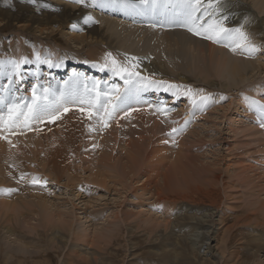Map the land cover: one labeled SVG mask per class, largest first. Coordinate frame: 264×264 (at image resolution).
I'll use <instances>...</instances> for the list:
<instances>
[{"label": "bare ground", "instance_id": "1", "mask_svg": "<svg viewBox=\"0 0 264 264\" xmlns=\"http://www.w3.org/2000/svg\"><path fill=\"white\" fill-rule=\"evenodd\" d=\"M59 1L62 2L69 1L70 3H72V5H69L67 3L68 5L64 6L61 5L60 2L59 3L60 5L58 6L59 9L57 10V12L52 9L55 15V16L52 15V17L49 16L50 14H47L46 12L43 15H35V14L29 15V12L26 13V10H23L22 7L19 8V10L17 11L15 10L16 13L9 14L8 16H6L5 18L7 21L6 23H11L10 25L18 26L19 21L20 22L23 21V23L21 22L22 24L20 23V26L23 28V32L25 31V35H27L28 37L25 40L21 41L19 50L15 54L16 62L20 64L19 69H16L14 63H9L8 60L0 61L2 67L0 73V84L5 83V81L2 80V77L5 76L7 80L6 85L5 84L3 85L5 88H7L9 83L13 81L15 77L17 78L18 83L20 82V84L23 85L25 79L22 78L23 75H22L21 61H23V58H25L26 60L27 59L30 60L34 55L38 53L37 54L38 57L35 56L36 59H34L35 60L34 68H32L30 72H32V74H34L35 78L38 80L37 82H35L36 80L34 79L35 83L33 85L35 86L37 91L43 92L44 87L42 86L41 76H44L45 79L44 84L46 86L47 84H49L48 79H50V77L48 76V72L50 70H54L57 66H59L58 69L61 70L65 69L66 67L65 65L66 62H61V64L48 63L50 62V59L52 61L56 60L55 53H53L54 51L52 53H50L49 51L50 54H47L48 49L45 48L44 46L48 43L50 39L57 46L58 39L60 38L58 36L59 34H61L66 37L65 41H67L66 43H68L70 46L69 48L70 52L69 53L65 52V55L61 56L60 59L63 60L64 58H66L65 59L66 61L68 60V62L77 63L79 66L80 63L81 62L84 63L85 58H87L90 61L91 60L96 61L101 66V67L99 66L93 67L95 70L99 69L101 71L103 70L101 69L102 67L103 68L109 67L108 69L110 70V72L112 71L113 74L116 75L120 74L119 76H121L122 81H124L125 84L124 88L121 90V92H119L118 95L116 94V96L115 94H113V92L108 93V94L112 93L115 96V97L111 96L113 98L111 102L112 105H119V107L117 108V111L113 113L112 118L110 119L106 118L104 110L105 109L110 110L112 105H110L109 107H104V105L97 104V102L99 101L97 100L96 97L97 95L99 97V92L101 90L100 87H104L103 84L95 86L93 90L89 93L88 91L89 88L87 89V87H84L81 83H79L80 80L78 81L77 78L71 80L69 79L70 81L68 82L69 83L68 88L71 90L65 89L63 86L60 87L59 83L54 82L52 86L47 87L48 90L47 98L50 99L44 101L45 103L49 104L50 107L49 114L43 115L40 119H32L28 127H24L23 122H21L18 126L12 129L1 127L3 129V134L7 135L10 140L5 142L0 141V144L7 147L15 143L16 141H18V139L17 137H14V133L20 132L21 136L19 137V139L22 138V141L23 143H25V145H23L22 143L20 145L18 152H20L23 155V157H25L24 155L26 152L27 153L30 152V154L34 155V157L32 156L30 157L31 160L34 159L38 161H46L45 162L46 165H44L43 167H46L48 164L54 165L56 167L55 169L58 168V172L61 171L62 172L61 174L64 173V175H67V178L71 180L76 179V176L73 175L74 174L73 172L77 170L75 169V165H74V163L76 162L73 161H78V159H80L81 162L82 161L88 163L90 162L92 171L90 172L89 179L92 176H94L95 178L90 180L97 183L98 184L97 186L100 187L98 188L97 186H94V188L103 189L104 187H106L107 189H111V190L113 188H117L116 193L118 194L117 196L118 203L117 205H115V212L111 211L110 216H107L108 215L107 213L106 215L107 217L105 216L106 219L99 222V220H102L103 218V217L99 218L101 212H95L94 215L92 216V214H89V211L86 212L84 210L85 212L83 213L86 216L79 218L81 219L79 222V230H80L79 233H77L78 231L76 232L74 230L73 232H71V235L77 233L78 236H80L78 238L86 239L91 237L90 235L95 236L93 234L94 233L93 231L99 232L98 233L99 235L101 232L102 235L103 234L102 232L108 234L109 232L116 230L117 232L116 234H121L124 227L128 229L126 234L128 235V232L131 230V227H133L130 225L131 223L129 222L131 221H129V219L134 213L127 212L124 209L123 204L125 203V199L127 198V196H125V193L130 192L129 195L131 197V200H136L138 196L140 198L146 197L145 199L148 200V204L146 206L149 209L145 213L140 212L143 215L141 218H139V220L136 219L137 226L139 228L141 226H144L145 229L148 230V231L146 230L148 236L157 235V238H160L161 236L160 239L162 242H165L166 239L169 240L170 242H167V244L175 247L174 253L178 254V256L177 255L176 256L177 258L180 259V261L182 258L181 255L182 256L184 255L188 264H192L193 262H196L195 260L192 261L193 259H191V257L189 256H192L193 253L191 254V252L197 250L198 253L202 255L201 257L205 259L204 261L209 259L212 260L214 264H227V263L232 264V262H234V264L237 263L238 259L232 258V255L234 253H230L228 251L229 249H227L229 246L227 247L226 244H224L225 239H223L224 243L223 242L221 243L220 241L222 238L219 237L220 238L219 241V238L216 239L214 236V233H216V230L218 229L217 226L219 225V222L222 223V221L224 220L222 219L221 221V218H223L222 212L224 210L222 205L224 204V198L226 197L225 192H227L226 179L228 177H226L225 175L226 174L225 170L221 169L218 166H216L218 167V170L213 168V165L215 166L216 163H213L212 165V160L209 161L210 163L208 162L209 164L205 168V165L203 164L204 163L203 160L206 162V159H202L201 158L202 155H200L195 157L193 156V159L191 158L192 159L191 161H198L199 164L200 161L203 162L200 165L201 173H197L194 171L193 172L191 171L192 172L191 173L188 172L187 170L184 171L181 164L182 161H184L185 158H187L188 153H191V151H194L195 149L197 150V144L200 143L198 141L201 140V138L202 141L204 140L202 137L203 135L200 136L201 138L199 140L197 139L198 141L197 140L194 141L193 139H190V137H188L191 131L186 132L187 128L178 129L179 128L178 127L176 128L177 129L176 130L172 126V128L166 129L167 124H163V122L167 123L168 122L167 118L164 117V115L159 111L160 109L159 110L155 109L154 107L149 105V103L151 104V102H148L146 98L151 93H155L154 96L159 97L160 95L163 94V92L171 91V88L173 86L175 85L181 86L189 82H193V85L195 86L206 85L210 87L212 90L215 89L221 90L222 91L221 93H224L225 96L228 95L226 94L225 91H230L229 94L231 93L230 96L231 98H233L234 101L229 103V106L232 103H237L243 108V111L245 112L244 114H247L246 112L256 113L257 115L251 114L250 118L255 117V119L258 121V126L261 129L260 131L264 134V126H262L264 125V113H261L259 110V106L264 105V92H263L264 78H258V77L255 78L257 72H259L260 70V73H263V69H264L263 64L261 63L260 59L257 57V55L259 54L258 46L256 47L254 45L257 50L254 52H250L245 50L243 47H235V41L238 39V37L235 35L227 36L226 38H222L219 41L208 38H206L207 41H205L204 38L206 37V35L204 34L197 35L195 31H189L188 27L184 26V23L182 22L183 17L181 15L186 10L185 5L188 2L187 0L186 1L153 0L152 4L148 7L140 6L139 0H96L95 3H93L92 0H87L86 3H78L79 5H75L74 0L71 1L59 0ZM220 1L222 2L219 4L218 7H221V10H215L217 7H213V9H210L209 7H205V6L204 8L201 9L202 7V2H201V5L198 11L196 12V15L199 16L200 18L196 21L194 26L193 25L190 26L198 29L201 33H204L205 29H207L209 25H214L215 22L217 23L219 22L223 27H226L229 30L246 28L245 30L247 32L248 30L249 32L251 31L252 35H254L256 38L264 39V17L259 18L256 15L255 11H253L254 8H257L260 13H263L264 0H242V1L220 0ZM107 2H109L108 5ZM228 2L231 3L234 2V5L233 3L232 5H229ZM209 3L207 5H209ZM236 11L237 12L245 11L246 14L247 13L250 14V16L245 17L246 23L244 25H243V20L245 18H243L242 15L237 14ZM205 15L206 16L209 15L208 18H205L206 17ZM98 16L100 17V22L102 23L104 22L103 24L106 25L107 27L106 31L102 29V25L100 27L97 26ZM107 16H109V18ZM112 16L115 18H113ZM89 17L91 19H89ZM224 17H226V19H224ZM124 19L130 20V22L133 21L135 23L130 24L129 21L125 23L122 21ZM54 25H57L56 26L57 28L56 27L54 28L53 27ZM36 28L37 31L35 30ZM107 32H112L113 36H115L116 38H118L121 34H124L123 36H126V41L127 40L129 41L128 47L125 48H127V50L129 51L134 50L135 51L134 55L139 54L140 51L143 50L142 53L145 54V56L149 54L148 52L154 54L155 56H152L151 59L148 57L150 60H143L145 57H143L142 59H137L136 61H134L133 59L132 60L128 59L126 55H124V53H122L117 49L118 47L114 48V45H112L113 43L110 41L109 37L107 39ZM70 41L76 43L77 46L78 45L80 46L77 49H75L70 44ZM106 43H108L109 45ZM233 47H235V50H233ZM98 49L102 51V56L96 55ZM2 51L3 50H1L0 48V53ZM68 54H71V56H68ZM142 56L143 55H141V57ZM78 57H82V59ZM43 61H47L46 63L47 72L45 73L41 68L43 65ZM113 61H115V63H113ZM73 71H75V69H73ZM57 74H59L58 71ZM94 81L95 80H93V82ZM163 82H165L167 86H164L162 84ZM90 86L92 85L90 84ZM233 86L236 87L232 88ZM224 87L229 88V90L225 89ZM22 93H24V91H21V89L19 88H17L16 91L8 88L6 94L4 95L0 94V95H2V97L5 98L6 100L9 101L16 100L17 103L21 102L19 104L21 106L24 104L23 101H25L24 96H22ZM49 93L52 95V97L51 95H49ZM259 93H261L262 95L258 96ZM191 95L192 94L189 93V95H187L186 98L192 100ZM28 96H29V100L31 99L32 101L33 95L31 96V98L30 95ZM36 96L40 97L41 95L38 94ZM256 96H258L259 98L263 97L260 100V103L253 102V98H255ZM95 97L96 99L94 100ZM101 98H103V94ZM174 101L175 98H170L168 103H173ZM197 106H199L197 111V113H199L204 107L203 105L200 106V104H198ZM223 108L225 109L226 107ZM94 111H96V113ZM0 115L5 116V118L7 117V112L3 104H0ZM223 115H225V110ZM90 117L93 120L92 122L89 123L88 121ZM190 117H192V115H190ZM252 122L253 121L248 120L247 126H250ZM88 123H89L88 125L89 132L86 133L85 129ZM243 132H241L240 134H242ZM186 133L187 135L185 136L184 134ZM198 133L201 134V132ZM85 137H87L88 143L86 142ZM35 138L38 140L42 139L44 141V144L39 147L31 146L33 148L30 147L29 150L23 151V149H27L26 143L28 144L30 141H33L35 143L36 141H38ZM166 139H169L172 143L171 142L166 143L165 142ZM256 140L258 141L259 139L257 138ZM250 142L251 140L249 141V143ZM256 142L254 141V144L253 143L250 144L254 146ZM212 143H213L212 145H214V143H217L220 149L223 148L224 146L221 140L218 141L217 139H215L214 141H212ZM85 144L88 145L91 144L96 149L92 150V152H88L87 154H85V156L83 153L82 157L77 155L78 159H76L77 153L69 154L70 149L75 150L74 152H77L79 151L78 146H81L83 149L85 147ZM193 144L196 145L192 146ZM261 145L262 143L260 144V146ZM256 146L257 148L259 147L258 145ZM218 147L216 148L219 149ZM190 149L192 150L188 152V150ZM259 149L262 152L261 147L258 148V151ZM42 153L44 154V156H41ZM196 154L197 153H195V155ZM245 154H247V152ZM9 158L10 155L7 153H3L0 155V161H3V159H5V161H10ZM107 161H111L112 163L111 162L109 163ZM19 162H16L11 166V174H10L11 176L9 175L8 172L10 168L9 170L4 169L8 173H1L4 172V170L0 169V224L4 220H6V222L8 221L11 223V218L14 217V216L11 217L9 212L14 208L15 203H13L12 205L11 201L13 200L12 198L16 195V192L15 194L14 193L10 194V192H12L11 185H13L14 183H18V184L21 183L20 171L22 169H19V167L25 164H23L24 161L23 162L21 161V164ZM223 162L224 161H220V163ZM92 163H94L95 165L94 164L92 165ZM260 165L262 166L263 164ZM185 168H187V166H185ZM46 172L47 169L45 173ZM253 172L254 171H252V173ZM261 172L262 170L259 171L260 174ZM50 173L51 172H49V174ZM112 173L114 175L111 176ZM184 176H188V177H184ZM55 178H58L59 181L60 176L57 175L55 176ZM193 178H194V183L192 184ZM89 179L86 178L84 183L82 184H80V182L78 183L79 185L75 187L77 189L78 194H76L75 196L79 198L82 197L83 195V193H81L82 190L88 188L83 185H85L89 181ZM113 179L115 180L113 182L114 184L111 183ZM198 179H199V183H197ZM257 183H259V181ZM247 186L248 184H245L244 188H247ZM26 188L27 187L23 189ZM240 188L244 189L243 186ZM15 189L17 190V186ZM68 189L69 188H66V191ZM250 189H248V194H250L248 195L249 198H251L250 196H256L257 193L259 192L257 188L258 192L256 194L251 195V193H249ZM44 190L45 189L42 188L41 192L45 196L44 195L39 196L37 194L35 195L31 194V197L27 196L32 199V201H30L31 203L29 204L37 207L35 211H33L34 209L33 208L30 213L31 214L33 213V215L39 213V215L43 217L42 220L44 225L42 226V228L48 227L49 224L53 222L54 216L55 217L57 216L58 220H61V222L63 221L65 222L66 212H63L60 206L55 205L54 201H52L51 198L46 196L47 194L46 191H48V189H46V191ZM22 194H24L23 191ZM21 198L18 197L17 200V202L20 204H21ZM61 198L63 197L61 196ZM93 198L94 197H89V200H87V202H85L84 205L86 206L87 204H91L92 201L97 200V199L94 200ZM253 199H255V197H253ZM247 200L249 199L247 198ZM144 201L145 200H143V202ZM259 201H260L259 204L262 203L260 199ZM187 202H192L195 205H192ZM77 205L72 210H74L77 207ZM85 208L86 207H84V209ZM151 211L160 213L162 219L158 218L156 215L150 214ZM16 212L17 214L15 218L17 221L20 218L21 220L19 222L28 221L23 219L24 216L22 215V213L18 211ZM69 213L70 212H68V214ZM147 213H149L150 216L153 215V220L156 221L155 224H151L150 217ZM61 214L64 215L63 217L65 220L61 218L62 216ZM29 215H30L29 213L26 214V219L29 218ZM90 216L92 222H94V228L91 226L93 228L92 230H88L91 228L87 229L85 228L86 225L84 226V224L89 222L88 219L86 220L85 218H88ZM70 217L71 215L69 216V218ZM216 217L217 218L220 217V218L217 220ZM171 218H173V222L171 221ZM58 220H56V222ZM72 220L73 222L75 220L77 221V217L73 216ZM249 224L248 226H250ZM22 225L24 224L22 223ZM34 226L32 225L31 227L34 228ZM12 227L5 226L4 229L0 227V235L5 236V238H9V239L10 237L14 236V240H15L14 244L17 243V245L16 244L15 246L11 245V248L16 251H23L25 249L24 244H26L27 242L25 241L26 243L24 242L22 244L24 239H20L21 237L17 236L18 233L16 234L15 228L13 229ZM37 227L38 225L35 228ZM159 227L163 228V232L160 231L162 232L160 234L158 233ZM28 229L33 230L32 228H28ZM133 233H131V235ZM62 234L61 236L64 235ZM95 234H96L95 238L92 237L94 238V241L96 240V237L98 238L97 233ZM116 234L114 233L115 235L114 237H116ZM2 236H0V239ZM43 237H45V235H43ZM258 238L256 241H258ZM71 239L72 236H69L70 241ZM115 239L117 240V237ZM90 240L93 241L92 239ZM213 242L215 243L213 244ZM262 242H264V240ZM101 243L103 242L101 241ZM107 244L108 245L106 247L110 245L109 243ZM165 244L166 243H162L161 246L165 247ZM240 244H238L239 247ZM244 245L246 244L244 243ZM178 247H180V249H178ZM187 247H188V251H186L185 253V249ZM241 247H243L242 244ZM0 248L2 249V245ZM67 251H65V253H67ZM28 253H33V250H30ZM100 254L103 255V253L101 252ZM97 255H99V253ZM176 256L174 259H176ZM88 260L89 259H87V261ZM209 260L208 263L210 264ZM242 260L243 259H241V261ZM166 261L164 260V263ZM196 263L206 264V262H203V260L200 261V259Z\"/></svg>", "mask_w": 264, "mask_h": 264}, {"label": "rangeland", "instance_id": "2", "mask_svg": "<svg viewBox=\"0 0 264 264\" xmlns=\"http://www.w3.org/2000/svg\"><path fill=\"white\" fill-rule=\"evenodd\" d=\"M183 1H186V0H183ZM214 1L215 0H213L211 2L214 3ZM224 1H226V0H224ZM60 2H61V5H64V6H67L68 4L72 5V3H70L69 1L62 2L59 0H41V1L34 0V2H33V0H0V48H1V50H3L0 53V61L8 60L9 63L16 62L15 54L19 50L20 43L22 40H25L28 37L27 35H25V31L23 32V28L20 26V23L21 22L23 23V21H21V22L19 21L18 26L10 25L11 23H6L7 22L5 19L6 16H8L9 14L16 13V11L22 7L23 10H26V13L29 12V15H33V14L43 15L46 12L47 14H50L49 16L52 17V15L55 16L54 11L57 12V10L59 9L58 6L60 5L59 4ZM201 2H202L201 9L204 8V6L209 7L210 9H213V7H210L209 5H207L210 2V0H203V1L201 0ZM221 2L222 1H220L219 4ZM228 3H229V5H232V3L234 5V2H232V3L228 2ZM74 4L79 5L78 3H74ZM108 4H109V2H107V5ZM50 10H51V12H50ZM215 10H221V7H217ZM253 11H255L256 15L259 18L264 17V12L260 13L257 8H254ZM220 13H222V12H220ZM236 13L242 15L243 18L250 16V14L247 13L248 14L247 15L245 11H243V12L242 11H239V12L236 11ZM208 16H206L205 18H208ZM107 17L109 18V16H107ZM112 17H111V19H112ZM113 18H115V17H113ZM97 19H98L97 26L100 27L102 25V29L106 31L107 27H106V25L103 24L104 22L103 23L100 22L99 16L97 17ZM124 20H122V21L125 23L128 21L130 22V20H127V19H124ZM245 21H246V18L243 20V25L246 23ZM131 23H135V22L132 21V22H130V24ZM215 24H217V22H215L214 25ZM56 26L57 25H54L53 27L55 28ZM182 29H184V28H182ZM245 29L243 28L241 30L245 31L244 33L247 34L248 43L255 45L256 47L258 46V53L259 54L257 55V57L260 59L261 63L263 64V68H264V39L256 38L254 35H252L251 31L249 32V30H248V32H247ZM35 30L37 31V28ZM19 31H21V32H19ZM36 35H38V34H36ZM123 35L124 34H121L118 38H116L115 36H113L112 32H107V39L109 37L110 41L113 43L112 45H114V48L118 47L117 49L119 51H121L122 53H124V55H126V57L128 59H131V60L133 59L134 61H136L137 59H142L143 57H145L143 60H150L152 56H155L154 54H152L150 52H148L149 54L147 53L148 55L145 56V54L142 53L143 50L140 51V53H139L140 55L139 54L134 55V52H135L134 50L129 51V50H127V48H125V47H128L129 41L128 40L126 41V36H123ZM58 37H60L58 39V45H57L58 47L55 45V43L51 39L48 41V43L46 45H44L45 48L48 49L47 54H50L53 51H54L53 53H55L56 60L52 61L50 59V62H48V63H60L61 64V62H66V64H65L66 67H65V69L61 70V69H58L59 66H57L54 70H50L48 72V76L50 77V79H48L49 84H47L46 86L44 84V82H45L44 76H41L42 86L44 87L43 91H44V89H47L48 86H52L54 82L59 83L60 87L63 86L65 89H69L68 88V84H69L68 82L71 79L77 78L78 81L80 80L79 83H81L84 87H87V89L89 88L88 89L89 93L93 90V88L95 86L103 84L104 87H100L101 93L99 92V97H98V95L96 96L97 100L99 101V102H97V104L104 105V107H109L110 105H112V103H111L113 100L112 97H115L116 94L118 95L119 92H121V90L124 88V85H125L124 81H122L121 76H119L120 74L119 75L113 74L112 71L110 72V70L108 69L109 67L108 68L102 67L101 69H103V70H101V71L99 69L95 70L93 67H95V66L101 67V66L96 61H94V60L90 61L87 58H85V60H84L85 62L84 63L81 62L79 66L77 63L68 62V60L66 61L65 60L66 58H64L63 60L60 59L61 56L65 55V52L66 53L70 52V50H69L70 46L68 43H66L67 41H65L66 37L64 35L59 34ZM141 38H144V37H141ZM120 39H122V40H120ZM204 39H205V41H207L206 37ZM70 44L75 49H77L80 46V45L77 46L76 43H73L71 41H70ZM106 44H108V43H106ZM125 49H126V52H125ZM49 51H50V53H49ZM37 54L34 55L30 60L29 59L26 60L25 58H23V61H21V63H22L21 64L22 75H23L22 78L25 79L23 85H21L20 82L18 83V80L15 77L13 79V81H11L9 83L7 88H5L3 85L4 84L6 85L7 80H6V77L4 76V77H2V80H4L5 83L0 84V94H2V95L6 94V91L8 90V88L11 90H14V91H16L17 88H19V89H21V91H24V93H22V96H24L25 101H23L24 104L21 106H24L25 104L30 106L32 104V101H31V99L29 100L28 95H30V98H31V96L33 95V88H35V86L33 84L35 82H37L38 80L35 78L34 74H32V72H30V70L32 68H34V64H35L34 59H36V57H38ZM96 55L102 56V51L100 49H98ZM141 55H143V56L141 57ZM68 56H71V54H68ZM43 57H44V55H43ZM136 57H138V58H136ZM146 57H147V59H146ZM78 58L82 59V57H78ZM46 63H47V61H43V65L41 67L44 73L47 72L46 71L47 70ZM1 69H2V67L0 64V73H1ZM73 69H75V71H73ZM76 70H77V72H76ZM57 71L59 74H57ZM255 72H257V71H255ZM257 77L258 78H264V69H263V73H260V70H259V72H257L255 78H257ZM34 79L36 80L35 82H34ZM93 80H95V81L93 82ZM96 81H98V82H96ZM90 84L92 86H90ZM162 84L164 86H167V84L165 82H163ZM10 86H11V88H10ZM221 86H222V84H221ZM56 87H58V86H56ZM234 87H236V86H233L232 88H234ZM3 89H5V90H3ZM118 89H119V91H118ZM225 89L229 90V88H225ZM35 90H36V93H35L36 95H38V94L42 95V93H43L42 91H37L36 88H35ZM69 90H71V89H69ZM102 90H105V91H102ZM37 92H38V94H37ZM109 92H113V94H115V96L112 93H110L112 95L108 94ZM221 92L222 91L218 90V89L212 90L210 87H208L206 85L195 86V85H193V82H189V83H186L185 85H181V86L175 85L171 88V91L163 92V94L160 95L159 97L154 96L155 93H151L148 95L149 98L147 96L146 99L148 100V102H151V104L149 103V105H151L155 109H158V110L160 109L159 111L164 115V117L167 118L168 122L167 123L163 122V124H167L166 129L172 128V126L175 129L178 127H179L178 129L187 128L186 132L191 131L193 133L192 134L190 132L188 137H190V139H193L194 141L197 139L199 140L201 138L200 136L203 135L202 136L204 139L203 141H202V138L199 141L197 140L200 143H198L196 141L198 143V144L196 143L197 144V150L196 149H195L196 151L195 150L191 151L192 149L188 150V152L191 151V153H193V152L194 153L193 154L188 153L187 158H185V160L182 161L181 164H182L184 171L187 170L188 172L194 171L197 173H201L200 165L204 162L203 164L205 165V168H206V166H208V164L210 163L209 161L212 160V165H213V163H216L215 166L213 165V168L218 170V167H220L221 169L225 170V173H226L225 175H226V177H228L226 179L227 180L226 181V185H227L226 191L227 192H225L226 197L224 198V204L222 205L224 210L222 212L223 218H221V221H222V219H224V220L222 221V223L219 222V225L217 226L218 229L216 230V233H214V236L216 239L221 237L222 238L221 241L219 238V241L221 243L223 242V239H225V243L224 242L223 243L226 244L227 247L229 246L227 248V249H229L228 251L230 253H234L232 255V258L238 259V262L235 264H264V247H263L264 242H262L264 240V221H262V220H264V201H263L264 200V196H263L264 195L263 194L264 193V189H263L264 188V180H263L264 179V163H263L264 162V150H263L264 149V145H263L264 144L263 143L264 142V134L260 131L261 129L258 126V121L255 119V117L250 118L251 114H256V113L246 112L247 114H244L245 112L243 111V108L240 105H238L237 103H232L229 106V103L234 101L233 98H231V96H230L231 93L229 94L230 91H225L226 94H228L226 96L224 93H221ZM104 93H107V94H104ZM189 93L192 94L191 95L192 100L189 98H186L187 95H189ZM47 94H48V92H47ZM100 94H101V96H100ZM102 94H103V98H101ZM2 95H0V97H2ZM49 95H51V94L49 93ZM104 95H106V96H104ZM259 95H262V94L259 93L258 96ZM258 96L253 98V102H257V103L259 102L260 103V100L263 97L259 98ZM51 97H52V95H51ZM96 97L94 98V100L96 99ZM170 98H175V101L173 103H168ZM47 99H50V98H47ZM106 102L107 103L109 102V103L107 104ZM20 103L21 102H19L17 104L19 105ZM198 104H200V106L203 105V107H204L199 113H197L198 107H199V106H197ZM223 107H226V108L224 109ZM216 108H218V109H216ZM229 108H230V110H229ZM224 110H225V115H223ZM94 112L96 113V111H94ZM190 115H192V117H190ZM217 115H218V118H217ZM246 119H247V121L248 120L253 121L250 126H247ZM92 120L93 119H91V117H90L88 122L90 123V122H92ZM89 123L86 125V129H85L86 133L89 132V130H88ZM182 124H183V127H182ZM234 127H235V129H234ZM248 129H250V130H248ZM252 130H253V132H252ZM196 131L201 132V134L196 132ZM241 132H243V133L240 134ZM184 135L186 136L187 133ZM194 135H195V137H194ZM20 136H21L20 132L14 133V137H17L18 141L11 144L10 146L6 147V146H3L0 144V149L2 148L0 150V155L3 153H7L10 155V158H9L10 161H5V159H3V161H0V169L1 170H4V169L9 170V168H10V170L8 171L9 175H10L11 174V166L14 163L20 161L19 163L21 164V161L22 162L24 161L23 164H25V165L19 167V169H22L21 171L18 169L20 171L21 183H19V184L14 183L13 185H15V186L11 185L12 186L11 187L12 192H10V194L11 193L15 194V192H16V195L12 198L13 199L11 201L12 205H13V203H15V204H14V208L9 212V214L11 215V217L12 216H14V217L11 218V223L8 221L6 222V220H4L3 221L4 224L2 222L0 224V227L4 229L5 226H8V227L11 226L12 227V225H13L12 228L13 229L15 228V231H16L15 233L16 234L18 233L17 236H20L21 237L20 239H24L22 244L25 241L27 243L25 242L26 243V244H24L25 249L23 251H16V250H13L11 248V245H14V246H15V244L17 245V243L14 244V241H15L14 236L10 237V239H9V238H5V236L0 235V236H2L0 239V247L2 245V249L0 248V264H123V263L124 264H163L164 260L165 261L167 260L165 262L166 264H172V263L173 264H188L184 255L183 256L181 255V257H182L181 261L179 258H177L178 254L174 253L175 247L167 244V242H170L169 240L166 239L165 242H162L160 239L161 236H160V238H157V235L148 236L147 235L148 233L146 232L147 229H145L144 226H141L140 228L137 226L136 219L139 220V218H141L143 215L140 212L145 213L149 209L146 206L148 204V200L145 199L146 197L140 198L139 196L136 198V200H131V197L129 195L130 192L125 193V196H127V198L125 199V203L123 204L124 209L127 212L134 213L129 219V221H131V222L128 221L129 223H131L130 225L133 226V227H131V230L128 232V235H126L128 229L124 227L122 230L123 235H122V233L116 234L117 233L116 230H113V231L109 232L108 234L105 232H102L103 233L102 235H101V232L99 235L98 234L99 232L93 231L94 233L93 232L92 233L95 236H96L95 233H97V236H98V238L96 237L95 241H94L95 236H93V235H90L91 237L86 238V239L78 238V237H80V236H78L77 233H79V231H80L79 230V222L81 220L79 218L86 216L83 212L89 211V214H92V216L94 215L95 212H101L99 215V218L103 217L102 220H99V222H101V221L105 220L107 216H110L111 211L115 212V205H117V203H118L117 202L118 201V199H117L118 194L116 193L117 188H113L112 190L107 189L106 187H104L103 189L102 188L101 189L94 188V186H97L98 184L90 180V179H94L95 178L94 176H92L89 179L90 172L92 171V167L90 165V162L89 163L84 162V161L81 162V160L78 159V157H77V155L82 157L83 153L85 156V154H87L88 152H92V150H95L96 148H94V146L91 144L90 145L85 144V147L83 149L81 146H78L79 151H77V152H74L75 150L70 149L69 154H71V153L76 154L77 153L76 159H78V161H73V162H76V163H74V165H75V169H77V170L73 172L74 173L73 175L76 176V179L71 180V179H68L67 175H64V173L61 174L62 173L61 171L58 172V168L55 169L56 167L54 165L48 164L46 167H43L44 165H46V163H45L46 161H38V160H34V159L31 160L30 157L31 156L34 157V155L30 154V152H28V153L26 152L24 155L25 157H23V155L20 152H18L20 145L23 143L22 138L19 139ZM209 136H210V139L212 141H214L215 139H217L218 141L221 140L222 144H224L223 148L220 149V147H218L219 145H217V143H214V145H212L213 143L209 139ZM87 137H85V139H86V142L88 143ZM212 137H213V139H212ZM254 137L255 138L257 137L259 140L257 141L256 140L257 138L255 139ZM252 138L255 140H253ZM8 140H10V139L8 138L7 135L3 134V129L0 127V141L5 142ZM36 140H38V139H36ZM240 140L242 143L240 142ZM250 140H251L250 143H253V144H254V141L255 142L257 141V142L253 146L252 144L249 143ZM260 140H261V142H260ZM30 142L28 143L30 146L26 143L27 149H23L24 147L22 148L23 151L29 150V148L31 146L39 147V146L44 144V141L42 139L36 141L35 143L33 141H30ZM165 142L169 143L171 141L169 139H166ZM244 143L246 146L244 145ZM257 143H260V144L262 143V145L260 146V144H257ZM177 144H178V142H177ZM196 144H193L192 146H194ZM23 145H25V143H23ZM256 145L259 146L258 148L261 147L262 152L260 149H259L260 152L258 151V148ZM255 146H256V148H255ZM99 147H101V146H99ZM216 147H218L219 149H217ZM31 148H33V147H31ZM243 148H245L246 150ZM216 150H217V152H216ZM220 151H221V153H220ZM243 151L244 152L246 151L247 154H245L246 152L244 153ZM250 151H253V152H250ZM233 152H235V153H233ZM195 153H197V154L195 155ZM20 155H21V157H20ZM200 155H202V157H201L202 159H206L207 164L204 160H203V162L200 161V164L198 161H191L193 159V156L195 157V156H200ZM28 156H29V158H28ZM41 156H44V154L42 153ZM213 159H216V160H213ZM220 161H224V162L220 163ZM107 162L110 163L111 161H107ZM93 164L94 163H92V165ZM260 164H263V165L261 166ZM8 165H9V167H8ZM88 165H89V167H88ZM185 166H187V168H185ZM216 166H218V167H216ZM4 167H6V168H4ZM258 167H259V169H258ZM46 169H47V172L45 173ZM6 170H4V172H1V173H8ZM48 170H50V171H48ZM261 170L263 173L261 172V174H260L259 171H261ZM83 171H84V173H83ZM252 171H254V172L252 173ZM49 172H51V173L49 174ZM59 174H61V175H59ZM65 174H67V173H65ZM245 174H246V176H245ZM262 174H263V176H262ZM57 175L60 176L59 181H58V178H55V176H57ZM112 175H114V174L112 173L111 176ZM184 177H188V176H184ZM86 178L89 179V181L83 186L88 187V188H85L82 190L81 193H83V195L81 198H79V197L75 196L76 194H78L77 189L75 187L79 185L78 184L79 182H80V184L84 183ZM112 178H114V177H112ZM108 181H110V180H108ZM114 181L115 180L113 179L111 181V183L114 184L113 183ZM258 181H259V183L261 181V183H260L261 186L259 185V183H257ZM193 183H194V178H193L192 184ZM197 183H199V179L197 180ZM245 184H248L249 187L247 186V188H244ZM236 185H239V186H236ZM16 186H17V190L15 189ZM242 186L244 189L240 188ZM25 187H27V188L23 189ZM238 187H239V190H238ZM42 188L45 189L44 191H46V189H48V191H46V193L48 195L46 194V196L51 198V200L54 201L55 205L60 206L61 210L63 212H66V216H65L66 221L65 222L64 221L61 222V220H58L57 216H56L57 218L54 216L53 222H51L48 227L42 228V226L44 225L43 220H42L43 217H41L39 215V213H36L35 215H33V213L32 214L30 213L33 208H34L33 211H35L37 207L29 204V203H31L30 201H32V199L27 197V196L31 197V194L32 195L37 194L39 196L44 195L41 192ZM66 188H69V189L66 191ZM98 188H100V187H98ZM257 188H258L259 192L257 191ZM248 189H250L249 193H251V195L256 194L258 192L257 195L256 196H250L251 198H249L248 195H250V194H248ZM24 190H25V192H24ZM22 191L24 194H22ZM29 191H31V192H29ZM64 191H66V192H64ZM236 192L239 194H237ZM259 194H261V195H259ZM61 196L63 198H61ZM128 196H129V198H128ZM18 197L19 198L22 197L21 198V204L17 202ZM89 197H94L93 199L94 200L97 199V200L92 201L91 204H87L85 206L84 203L87 202V200H89ZM242 197L244 198L245 202H244ZM253 197H255V199H253ZM247 198L249 200H247ZM259 199L262 202L260 204H259V202H260ZM27 200H29V201H27ZM143 200H145V201L143 202ZM187 203L195 205L192 202H187ZM77 204H79V205H77ZM76 205H77V207L74 210H72ZM20 206H22V207H20ZM84 207H86V208L84 209ZM231 207H233V208H231ZM16 211L22 213V215L24 216L23 219L28 220V221L27 222H19L21 220V218L17 221L15 218L16 214H17ZM63 212H61V213H63ZM68 212H70V213L68 214ZM11 213H13V214H11ZM14 213H15V215H14ZM27 213H29L30 215H29V218L26 219ZM107 213H108V215H107ZM147 214L150 217L151 224L156 223V221L153 220V215H156L158 218L162 219L161 214L156 213L155 211L150 212V214H153L151 216L149 213H147ZM248 214L251 216H249ZM257 214H258V216H257ZM70 215H71V217L69 218ZM32 216H33V218H32ZM63 216L64 215L61 216L62 219H64ZM73 216L77 217V221L75 220L73 222V220H72ZM255 217H257V218H255ZM30 218H32V219H30ZM67 218H69V219H67ZM219 218L220 217H218V218L216 217L217 220ZM29 219L31 220V222ZM85 219L86 220L88 219V221H89L86 224H84V226L86 225L85 228H87V229L91 228L88 230H92L94 228V222H92L91 216L88 218H85ZM237 219H238V221H237ZM56 220H58L59 222L58 221L56 222ZM250 220H251V222H250ZM134 221L136 224L134 223ZM171 221L173 222V218H171ZM239 222L240 223L242 222L241 225ZM243 222H244V224H243ZM17 223H19V224H17ZM22 223L24 225L26 223V225L24 226V225H22ZM91 223H92V225H91ZM54 224H55V226H54ZM248 224L250 226H248ZM32 225L33 226L38 225V227H37L38 229L35 228L36 226H34V228L31 227ZM252 225H253V227H252ZM256 225H258V226H256ZM160 227H162V226H160ZM160 227L158 228L159 234L163 232V228H160ZM250 227L254 228V229H251ZM28 228H32L33 230H29ZM133 228H135V229H133ZM245 228H247V229H245ZM228 229H230V230H228ZM74 230L76 232L77 231L78 232L76 234L71 235V232H73ZM249 230H251V231H249ZM42 231H43V233H42ZM53 231H55V232H53ZM160 231H162V232H160ZM51 232H53V233H51ZM113 232L116 234L117 240L115 239L116 237H114L115 235ZM131 233H133V234L131 235ZM58 234H59V236H58ZM61 234L63 236H61ZM43 235H45V237H43ZM69 236H72V239H71L72 242L69 240ZM131 236H133V237H131ZM153 236L156 238H154ZM260 236H262V237H260ZM92 237H94V238H92ZM125 237H126V239H125ZM54 238H55V241H54ZM257 238H258L259 242L256 241ZM90 239H92L93 241H91ZM112 239H113V241H112ZM66 240H67V242H66ZM127 240L129 243L127 242ZM244 240H246V241H244ZM247 240H249V241H247ZM101 241L103 243H101ZM89 242H90V244H89ZM126 242H127V244H126ZM107 243L110 244L108 247H106L108 245ZM162 243H166L165 247L161 246ZM214 243L215 242H213V244ZM240 243L243 245V247H241ZM244 243L246 245H244ZM50 244H52V245H50ZM238 244H240L241 248L238 246ZM96 246H98V247H96ZM65 247H66V249H65ZM159 247L161 250L159 249ZM32 248H34V249H32ZM96 248H97V250H96ZM102 248H103V251H102ZM178 249H180V247H178ZM30 250H33V253H28ZM132 250H134V251H132ZM65 251H67V253H65ZM76 251H77V254H76ZM105 251H107V252H105ZM186 251H188V247L185 249V253H186ZM100 252L103 253V255H101ZM132 252H134L135 254ZM98 253H99V255H97ZM65 254H67V255H65ZM73 254H75V255H73ZM161 254H162V256H161ZM191 254H192V256H189V257H191V259H193L192 261L195 260L196 262H198V260L200 259V261L203 260V262H206V264H209L208 263L209 259L204 261L205 259H203V257H201L202 255L200 253H198L197 250L191 252ZM236 254H239V255H236ZM242 255L245 257H243ZM92 256L94 259L92 258ZM107 256H108V258H107ZM175 256H176V259H174ZM195 256H196V258H195ZM65 257H66V259H65ZM87 259H89V260L87 261ZM241 259H243L245 261H243V260L241 261ZM21 260H23V261H21ZM196 262H193L192 264H197ZM209 262H210V264H214L212 262V260H209ZM232 264H234V262H232Z\"/></svg>", "mask_w": 264, "mask_h": 264}, {"label": "snow or ice", "instance_id": "3", "mask_svg": "<svg viewBox=\"0 0 264 264\" xmlns=\"http://www.w3.org/2000/svg\"><path fill=\"white\" fill-rule=\"evenodd\" d=\"M34 2V0H33ZM75 3H86L87 0H74ZM93 3L96 0H92ZM153 0H139V5L148 7L152 4ZM220 0H215V2H211L210 7H218ZM201 5V0H188L185 5V11L181 14L183 17L184 26L188 27L189 31H195L197 35H206V38L213 39L219 41L222 38H226L227 36H237L238 39L235 41V47H243L245 50L254 52L256 51V47L254 45H250L248 43L247 34L244 33L241 29L229 30L226 27L221 26L218 22L215 25H209L207 29H205L204 33H201L198 29L190 26L195 25L196 21L200 18L196 15L199 7ZM89 19H91L89 17ZM226 19V17H224ZM233 47V50H235ZM16 69H19L20 64L18 62H13ZM115 63V61H113ZM47 89H44L43 94L40 97L36 96V90L33 89V99L32 104L29 106L25 104L23 107L17 104L15 100H6L3 97H0V104H3L7 117L0 115V127H4L7 129H12L18 126L21 122H23L24 127H28L30 121L32 119H40L43 115L49 114L50 107L49 104L44 101L47 99ZM119 105H112L110 110L105 109V116L107 119L112 118L113 113L117 111ZM259 110L261 113H264V105L259 106ZM99 111V109H98ZM264 126V125H262ZM175 131V129H174Z\"/></svg>", "mask_w": 264, "mask_h": 264}]
</instances>
